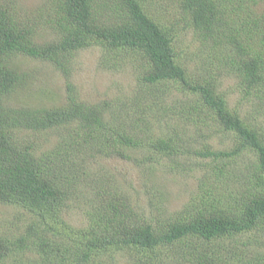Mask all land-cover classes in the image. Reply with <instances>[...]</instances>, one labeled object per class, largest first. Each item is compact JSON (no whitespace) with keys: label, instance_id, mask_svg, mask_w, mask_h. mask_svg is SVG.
<instances>
[{"label":"trees","instance_id":"obj_1","mask_svg":"<svg viewBox=\"0 0 264 264\" xmlns=\"http://www.w3.org/2000/svg\"><path fill=\"white\" fill-rule=\"evenodd\" d=\"M97 46L101 65L133 69L130 92L84 98L78 54ZM121 50L125 64L106 57ZM41 71L62 78L58 93ZM167 81L194 96L193 123L211 117L224 148L162 126L188 125ZM124 163L147 198L115 178ZM197 169L183 203L155 187ZM0 204L14 207L0 264H264V0H0Z\"/></svg>","mask_w":264,"mask_h":264},{"label":"rangeland","instance_id":"obj_2","mask_svg":"<svg viewBox=\"0 0 264 264\" xmlns=\"http://www.w3.org/2000/svg\"><path fill=\"white\" fill-rule=\"evenodd\" d=\"M42 1L43 0H19L25 10L34 8L36 9ZM183 48H186V45ZM104 53V50H102L100 46H97L83 50L78 54L79 62L75 69L74 79L84 98L96 100L108 96H114L122 92L124 88L126 92H130L133 86H137V77L132 68H130L128 72H123L122 68L124 66L116 67L112 62L108 63L107 61V63L110 64V67L101 65V57L105 58V56L103 55ZM130 54L131 53L129 52V56ZM183 56L187 59L186 64L189 67H193L195 60H197L198 62L201 61L198 51L196 49L193 50L192 47L189 48L185 52V54H183ZM106 57L108 59L114 57V62H124L127 59L125 52L122 50L121 55H118L117 57H115V54H107ZM137 62L139 61L137 60ZM37 65L42 66L40 64ZM54 76L55 77L49 78L48 71H41L38 74V77L40 78L41 82L45 81L44 84L52 85L49 92L53 91V94L54 92L58 93L60 91L58 89V85L62 79L57 74ZM159 86L160 88L166 89L170 92L169 100L174 102V110L183 111L184 122H188V125L184 126L180 120L170 118L167 121H162V126L164 128L168 127L171 131L178 130V133L182 136H184V133L190 136L196 135L195 131L200 130L202 134H205V138H208L207 140L210 144L221 148H224L225 144L229 143L228 139L225 140V137L222 132H218L213 128V120L211 117L206 119L203 118L202 110H198L201 115L202 122L193 123V117H195V112L191 110L189 105L194 101L188 102L190 97H194L192 94L183 93L182 91L177 89L176 85L168 81L161 85H158V87ZM220 89L227 93L232 106H239L241 109L245 110V101H242L241 95L240 93H238L237 88L234 87L232 80H223L220 85ZM26 94L29 98H31L30 93L26 92ZM38 94L42 95L43 92H38L35 96L38 97ZM152 115L153 113H151V116ZM242 156L247 158L251 157L249 153H243ZM238 162H242V159H238ZM112 163L113 160H108V164L110 166H112ZM137 171L138 169L133 163H124L118 166V173L115 175V178L121 183L129 182L135 185L136 190L139 191L138 194L143 198H147L148 193H146V191H148V188L142 185L141 181L139 180V175L137 174ZM198 172L200 171L197 169L196 171H192L190 174L187 175H164L160 178V181L157 184L158 186L155 185V187L159 188V190H162L163 194H165V196L169 197L170 199L174 201H179V203H183L188 200L189 196L196 189V177L199 175ZM157 195L159 196V191L157 192ZM166 203L170 205L171 209L174 206H179L175 202ZM21 211L23 213L24 209L22 208ZM13 213V206L9 207L0 204V234L4 235L9 232L6 226L8 220L7 218L12 217ZM10 230L13 232L12 227H10ZM121 261H124V259H121L118 255H116V260L114 263L122 264L120 263Z\"/></svg>","mask_w":264,"mask_h":264}]
</instances>
